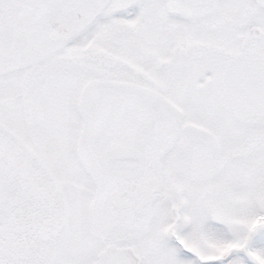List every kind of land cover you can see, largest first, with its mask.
I'll return each instance as SVG.
<instances>
[{
	"label": "snow or ice",
	"instance_id": "obj_1",
	"mask_svg": "<svg viewBox=\"0 0 264 264\" xmlns=\"http://www.w3.org/2000/svg\"><path fill=\"white\" fill-rule=\"evenodd\" d=\"M0 264H264V0H0Z\"/></svg>",
	"mask_w": 264,
	"mask_h": 264
}]
</instances>
